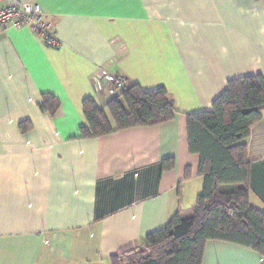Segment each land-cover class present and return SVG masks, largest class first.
Returning <instances> with one entry per match:
<instances>
[{
	"label": "crops",
	"instance_id": "1",
	"mask_svg": "<svg viewBox=\"0 0 264 264\" xmlns=\"http://www.w3.org/2000/svg\"><path fill=\"white\" fill-rule=\"evenodd\" d=\"M33 3L58 40L0 32V264H111L202 191L186 116L211 110L229 81L264 79V0H0ZM163 88L171 121L81 138L84 100L109 94L101 74ZM57 100L54 114L40 105ZM247 140L249 196L264 211V109ZM172 161L168 171L161 165ZM208 241L201 264H259Z\"/></svg>",
	"mask_w": 264,
	"mask_h": 264
},
{
	"label": "trees",
	"instance_id": "2",
	"mask_svg": "<svg viewBox=\"0 0 264 264\" xmlns=\"http://www.w3.org/2000/svg\"><path fill=\"white\" fill-rule=\"evenodd\" d=\"M87 126L81 138H98L134 127L171 121L175 106L163 88L143 92L129 85L123 94L100 110L83 102ZM57 100L40 105L54 114ZM264 79L260 75L235 79L217 97L208 112L186 116L188 150L199 157L202 191L188 215L176 213L160 230L148 234L135 249L112 256L111 264H201L208 241L249 248L264 256V211L249 203L247 140L261 120ZM172 161L161 165L170 170Z\"/></svg>",
	"mask_w": 264,
	"mask_h": 264
},
{
	"label": "built area",
	"instance_id": "3",
	"mask_svg": "<svg viewBox=\"0 0 264 264\" xmlns=\"http://www.w3.org/2000/svg\"><path fill=\"white\" fill-rule=\"evenodd\" d=\"M29 28L41 41L50 48H56L59 43L55 38L51 25L45 20L44 13L33 3L14 2L7 6H0V32L7 27ZM101 80L107 86L109 94L125 91V83L119 76L101 74ZM259 264H264V256Z\"/></svg>",
	"mask_w": 264,
	"mask_h": 264
},
{
	"label": "rangeland",
	"instance_id": "4",
	"mask_svg": "<svg viewBox=\"0 0 264 264\" xmlns=\"http://www.w3.org/2000/svg\"><path fill=\"white\" fill-rule=\"evenodd\" d=\"M188 214H189V213H188ZM188 214H187V215H188Z\"/></svg>",
	"mask_w": 264,
	"mask_h": 264
}]
</instances>
